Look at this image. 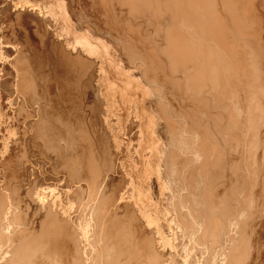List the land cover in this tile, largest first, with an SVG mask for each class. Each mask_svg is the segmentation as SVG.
I'll return each mask as SVG.
<instances>
[{
  "label": "bare ground",
  "instance_id": "1",
  "mask_svg": "<svg viewBox=\"0 0 264 264\" xmlns=\"http://www.w3.org/2000/svg\"><path fill=\"white\" fill-rule=\"evenodd\" d=\"M260 231L264 0H0V264H264Z\"/></svg>",
  "mask_w": 264,
  "mask_h": 264
},
{
  "label": "rangeland",
  "instance_id": "2",
  "mask_svg": "<svg viewBox=\"0 0 264 264\" xmlns=\"http://www.w3.org/2000/svg\"><path fill=\"white\" fill-rule=\"evenodd\" d=\"M113 101L115 102L114 105H113L115 107L112 109V112H111V116H112L111 123H112L113 129L114 130H118L119 133H120V138H121L122 147H123L122 148L123 149L122 150L123 151V153H122L123 155L122 156L126 155L127 159H126V157H123V158H125L127 160V163L129 165V167L131 168L132 174H134L137 178H139L142 175L140 173V169L143 167L142 165H143V162H145V160H149L150 159L151 162H152V165H154V162H153L154 159L151 158V156L150 157L149 156L144 157V159L142 158V160H141V158H139V156L145 154V152H143L141 154H140V152L145 147L146 142H144L143 140L139 141V137H140L139 132L141 130L140 123L142 122V117L144 116V113H143L142 110H141L142 112H140V113L137 112L136 105H135L134 101L131 100V99L130 100H127V99L126 100L113 99ZM115 110H117V111H115ZM114 111H115V114L113 113ZM128 160H129V162H128ZM151 176H150L149 179H147L148 180V184L146 185V188L147 187L148 188L145 190L146 191L145 192L146 196L144 195V197L147 199V201H149L151 203V211L153 213V216L155 218H157L159 221H161L160 223L165 224L166 221H167L166 219H167V215H168L167 214L168 210L166 208L167 203L166 202L161 203L160 199H158L157 196L155 195L156 193L154 191L153 186H157L158 187V181H157V178H155L154 175H151ZM143 183H145V182H144L143 179H141V185ZM142 186H141V188H142ZM148 189H150V190H148ZM147 190H148V193H147ZM167 191L170 192L171 190H167ZM149 192L152 193V194H150ZM154 199L158 203H156L154 201ZM161 215H163V217H161ZM160 218H162V219H160ZM261 232L262 231H260L258 233L261 234V237L263 238L264 234L261 233ZM262 238H261V241H262ZM255 240H257V243H258V239H255ZM263 243H264V241L260 242V245H259L260 246L259 247L260 250L257 249V247L255 248L256 249V250H254V251H256V253L254 252L255 255L260 254V253L262 254L264 252V249H263L264 244ZM261 250H263V251H261ZM257 252H259V253H257ZM200 256H201V253H199V255L197 256L198 257V262L194 261L195 263L193 261H191L190 258H188L186 260H185V258H183V264H198V263L199 264H203V262H204V264H212V263H209L208 260L204 261V259L202 257H200ZM199 259H201V260H199ZM202 259H203V261H202ZM199 261H202V262L200 263Z\"/></svg>",
  "mask_w": 264,
  "mask_h": 264
}]
</instances>
